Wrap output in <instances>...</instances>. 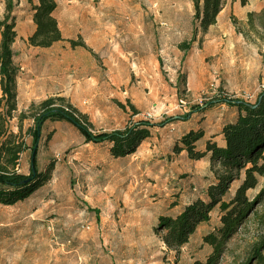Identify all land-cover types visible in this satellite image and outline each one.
<instances>
[{
  "label": "rangeland",
  "instance_id": "1",
  "mask_svg": "<svg viewBox=\"0 0 264 264\" xmlns=\"http://www.w3.org/2000/svg\"><path fill=\"white\" fill-rule=\"evenodd\" d=\"M195 1L56 0L59 20L82 21L71 40L39 57L38 65H25L9 129L18 133L21 125L26 136L48 99H62L58 104L86 115L95 133L141 120L173 121L151 129L140 151L119 159L109 144L88 143L67 122L46 123L37 166L49 180L15 206L0 204V264L206 263L214 249L203 237L222 226L218 207L179 249L165 245L159 220L177 216L215 181L217 169L207 158L191 159L179 148L190 130L200 127L211 136L236 117L226 106L192 114L195 106L216 96L253 103L264 91V28L255 12L260 0H226L218 25L204 33ZM13 2L16 20L33 18L38 0ZM6 4L0 0V20ZM61 29L67 33L69 26ZM70 41L85 48H72ZM23 47L20 41L16 55ZM31 74L34 88L26 82ZM34 89L39 99L31 102ZM188 114V121L178 119ZM26 142L31 147V138ZM197 148L204 151L205 141ZM30 157L31 149L21 156L19 174L30 175ZM244 178L232 184L227 201ZM247 198V217L223 242L215 264H258V249L264 256V177Z\"/></svg>",
  "mask_w": 264,
  "mask_h": 264
},
{
  "label": "trees",
  "instance_id": "2",
  "mask_svg": "<svg viewBox=\"0 0 264 264\" xmlns=\"http://www.w3.org/2000/svg\"><path fill=\"white\" fill-rule=\"evenodd\" d=\"M5 16L0 20V204L15 206L32 196L48 180L49 173L38 172V146L42 138V130L48 122H67L78 129L85 140L95 144H109L111 156L115 159L125 158L137 152L140 146L150 138V130L155 127H165L173 121L153 124L147 121L132 122L124 130L112 132H93L92 125L86 115L81 114L71 105L58 104L62 99H48L38 107L33 116V126L27 130L26 136L23 128L14 133L9 129L14 119L18 105V68L14 63L13 45L17 40V20L14 14V0H6ZM100 1V0H97ZM226 0H200L195 1V18L200 28L206 33L217 24V19L225 9ZM58 4L56 0H38L32 7L33 21L36 29L29 37V44L38 48H51L59 42L65 41L55 17ZM253 17V14L250 15ZM263 21L264 8L259 14ZM196 40V37H195ZM72 48L84 47V43L69 42ZM186 46H181L186 51ZM226 106L236 111L233 121L223 125L221 132L207 135L203 128L190 130L182 139L180 151L187 152L194 160L207 158L215 171V181L198 195L191 203L184 206L175 217L162 216L159 227L164 231L162 240L169 249L183 248L189 244L196 235L199 227L211 220V214L218 207L221 212V227L203 237L205 244L211 246L214 252L208 257L206 263L215 264L222 250L223 242L232 237L239 225L247 217L251 203L247 192L258 185V177H264V91L255 102H245L238 99L216 96L214 99L195 106L193 113L204 114L212 108ZM190 114L178 118L188 121ZM25 116H20V124ZM175 119V120H178ZM26 138H31L29 147ZM220 138L221 143L215 139ZM205 141L204 151L197 145ZM31 149L30 175L18 173L21 156ZM244 174L245 178L239 185L235 196L229 201L230 188L235 181ZM196 191V188L193 189ZM258 264L264 263V256L255 251Z\"/></svg>",
  "mask_w": 264,
  "mask_h": 264
},
{
  "label": "crops",
  "instance_id": "3",
  "mask_svg": "<svg viewBox=\"0 0 264 264\" xmlns=\"http://www.w3.org/2000/svg\"><path fill=\"white\" fill-rule=\"evenodd\" d=\"M260 3L261 4L259 6V9L256 10L255 12L260 13L262 11V9L264 8V0H260ZM248 5L249 4L245 5L244 8H248ZM59 11H60V6L58 4L57 11L55 12V17H56L57 22L59 24V27H60V30H61V33H62V37H63V39L65 41L56 43L51 48H47V49L33 47V46H31L29 44V41H28L29 37L34 33V31L36 29V26H35V23H34L33 19H31V20H17V34H18V37H17L16 42L13 45V52H14V63L17 66L18 71H19L18 72V78H17L18 98L20 96V91H21L20 78L22 76L25 77L24 76L25 74L24 73L22 74V72L25 71V65L28 62H30L31 64H34V65H38L40 63L39 62V57H41L45 53H51L52 51H54L53 49L56 46L64 45L66 42H68V40H71L73 38V36L75 35V32H74L75 29H77V26L80 25V22L82 21V20H59L58 19ZM225 11H226V9H224L221 12V14L219 15V17L217 19L216 26L218 25V22L221 19V17L223 16ZM246 13H251V11H248ZM63 23H66L69 26V31L67 33H64V31L61 29V26H62ZM219 37L221 39L222 36H219ZM20 41L23 42L24 47L20 50L21 54L20 55H16V54L19 53V51H16V46L18 45V43ZM85 44L87 45V47L95 48L94 44L92 42L88 41V40L87 41L85 40ZM83 49H81V50H83ZM83 51H85V50H83ZM26 77H27V79H29V80L26 81V82H28L29 87L30 88H34L36 86V82H35V79H34L35 78L34 74L28 75ZM31 93L33 95L31 96V98H30L31 100H29V101L32 102L34 100L39 99V96L37 94V90L36 89L31 91ZM1 96H2V92H1V88H0V98H1ZM209 136H210V134H209ZM215 140H217V138ZM221 145H223V143H221ZM142 146L143 145H141L140 148L138 149L139 151H140ZM212 182H214V181H212ZM210 184L211 183H209L207 185V187ZM195 198L196 197H194L191 200H189L187 203H185V205L188 204V203H191Z\"/></svg>",
  "mask_w": 264,
  "mask_h": 264
}]
</instances>
